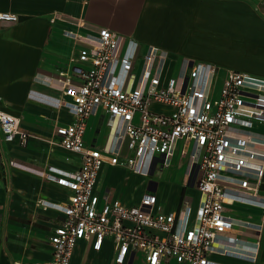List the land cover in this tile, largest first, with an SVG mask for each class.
<instances>
[{"label":"crops","instance_id":"1","mask_svg":"<svg viewBox=\"0 0 264 264\" xmlns=\"http://www.w3.org/2000/svg\"><path fill=\"white\" fill-rule=\"evenodd\" d=\"M0 12L15 16L0 19V110L17 116L28 133L24 142L6 141L0 130V264L47 261L49 237L64 217L61 206L70 190L53 177L74 171L79 154L53 143V126L72 119L69 106L54 102L60 96L59 71L73 50L68 31H87L74 19L125 36L122 52L157 48L167 75L207 62L219 76L231 69L264 78V0H0ZM150 107L170 109L156 102ZM106 118L104 111L89 117L85 140L99 147L110 143ZM252 130L264 137V124ZM194 148L192 141H177L167 166L145 163L140 172L104 163L94 192L100 200L108 196L128 205L152 193L154 210L176 211L187 202L194 213L199 201V172L189 166ZM258 193L231 191L224 199L223 214L233 225L213 243L209 258L215 264H264V174ZM114 253L109 238L99 250L81 239L69 264H116ZM125 264L145 262L136 251ZM159 264L185 263L169 258Z\"/></svg>","mask_w":264,"mask_h":264},{"label":"built area","instance_id":"2","mask_svg":"<svg viewBox=\"0 0 264 264\" xmlns=\"http://www.w3.org/2000/svg\"><path fill=\"white\" fill-rule=\"evenodd\" d=\"M0 19L15 16L0 12ZM73 21L87 31H68L73 50L59 71L60 96L54 104L69 106L72 119L53 126L57 136L53 143L77 152L79 165L53 177L70 193L61 206L63 220L49 237L50 258L34 264H69L78 240L99 250L107 238L114 243L116 264H125L136 251L145 264L169 258L215 264L209 258L213 243L233 225L223 214L224 199L231 191L259 194L264 137L252 127L264 124V78L231 69L219 76L218 68L207 62L167 75L165 56L157 48L122 52V34ZM154 102L170 109L154 110L150 107ZM99 111L106 113L111 132L110 143L102 147L85 140L87 121ZM0 130L6 141L24 142L28 137L19 118L4 110ZM177 141L195 144L189 154L190 168L196 166L199 172L194 213L187 202L176 211L154 210L152 193L128 205L108 196L100 200L94 192L104 163L134 172L142 170L145 159L148 168L167 166ZM124 146L127 151L122 154Z\"/></svg>","mask_w":264,"mask_h":264},{"label":"rangeland","instance_id":"3","mask_svg":"<svg viewBox=\"0 0 264 264\" xmlns=\"http://www.w3.org/2000/svg\"><path fill=\"white\" fill-rule=\"evenodd\" d=\"M175 74H177V72H175V73H172L171 75H175ZM147 162V159H145L144 160V163H146ZM158 177H160V176H158ZM154 181H157L158 182V178L157 179H155Z\"/></svg>","mask_w":264,"mask_h":264}]
</instances>
